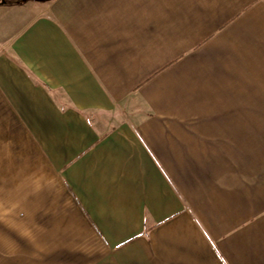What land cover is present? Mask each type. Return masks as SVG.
Here are the masks:
<instances>
[{
  "label": "crops",
  "instance_id": "0c3cea01",
  "mask_svg": "<svg viewBox=\"0 0 264 264\" xmlns=\"http://www.w3.org/2000/svg\"><path fill=\"white\" fill-rule=\"evenodd\" d=\"M0 173L31 264H264V0L0 2Z\"/></svg>",
  "mask_w": 264,
  "mask_h": 264
},
{
  "label": "rangeland",
  "instance_id": "374dc122",
  "mask_svg": "<svg viewBox=\"0 0 264 264\" xmlns=\"http://www.w3.org/2000/svg\"><path fill=\"white\" fill-rule=\"evenodd\" d=\"M8 3H21L26 0H0V2ZM26 179L31 178V172H25ZM1 179L2 175L0 173V260L9 259L13 260L15 264H20L22 261L23 264H31L33 260V248H32V236H24L18 234L17 230L19 221L15 217H9L7 214H11L8 210L11 208V205L7 204L5 201V196L7 190L1 188ZM22 179V178H19ZM25 179V177H24ZM13 189H8V192L11 193ZM4 193V194H3ZM3 199V200H2ZM16 210V207H14ZM13 215V214H12ZM5 231V234L3 233ZM7 232V233H6ZM21 239L24 240V249L21 250ZM5 245L8 246V249L5 250Z\"/></svg>",
  "mask_w": 264,
  "mask_h": 264
}]
</instances>
